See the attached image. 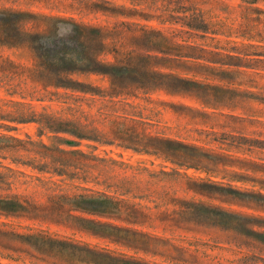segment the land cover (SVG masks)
<instances>
[{
	"label": "rangeland",
	"instance_id": "obj_1",
	"mask_svg": "<svg viewBox=\"0 0 264 264\" xmlns=\"http://www.w3.org/2000/svg\"><path fill=\"white\" fill-rule=\"evenodd\" d=\"M249 1L0 0V264H264V0ZM60 36L116 68L62 71Z\"/></svg>",
	"mask_w": 264,
	"mask_h": 264
},
{
	"label": "trees",
	"instance_id": "obj_2",
	"mask_svg": "<svg viewBox=\"0 0 264 264\" xmlns=\"http://www.w3.org/2000/svg\"><path fill=\"white\" fill-rule=\"evenodd\" d=\"M256 0H252L249 2H255ZM76 33H78L76 31ZM75 36L73 37H63L60 36L58 37V42H61V44H56L57 45V50L54 53L53 59L57 62L58 66L60 68H63L62 71H74V69H79V67H81V69H85L86 71H107V69L112 68L115 69L116 66L110 64L107 66H103L106 64H101L95 55L89 56V58L84 57L81 58L80 56H78V54L73 53V51H75V49L73 48V46L71 45V43H75ZM67 50H69L70 52H67ZM67 53H69L70 55L67 56ZM84 61L83 64H81ZM78 65H82V66H78ZM103 66V70H100ZM109 67V68H108ZM111 71V70H110ZM67 72V74L69 73ZM62 72H57L56 76L54 78V81L52 82V85H54L55 87H64V88H68V87H73L72 83H74L69 76L61 74ZM14 103V102H13ZM32 119L34 118L32 115L30 116ZM13 121L16 122H26L28 121V118H24L23 116H16L14 118H10ZM46 126L53 129V130H58V131H65L68 132L74 136L77 137H84V138H89L90 136H88L87 133H89L88 131H86L85 129L88 128V126L86 124H81L78 121H74V120H69V119H59V118H47L45 120ZM0 127H4V128H10L9 126L6 125H1ZM86 132V133H85ZM4 137V136H3ZM11 139L13 138V140L15 139V141L21 142L20 140H18L17 138H14L12 136H8ZM66 143L72 144L74 143L73 140H65ZM13 150L14 148L11 147Z\"/></svg>",
	"mask_w": 264,
	"mask_h": 264
}]
</instances>
